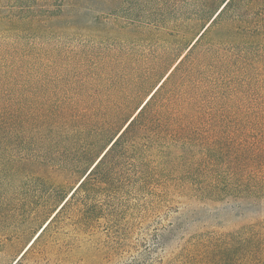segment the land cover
Returning <instances> with one entry per match:
<instances>
[{
  "label": "trees",
  "instance_id": "trees-1",
  "mask_svg": "<svg viewBox=\"0 0 264 264\" xmlns=\"http://www.w3.org/2000/svg\"><path fill=\"white\" fill-rule=\"evenodd\" d=\"M0 143L10 264H264V0H0Z\"/></svg>",
  "mask_w": 264,
  "mask_h": 264
},
{
  "label": "rangeland",
  "instance_id": "rangeland-1",
  "mask_svg": "<svg viewBox=\"0 0 264 264\" xmlns=\"http://www.w3.org/2000/svg\"><path fill=\"white\" fill-rule=\"evenodd\" d=\"M123 14L119 13V17L117 19L123 18ZM79 43L74 42L71 45V61L72 64L75 65L79 62V55L78 53L81 51L79 50ZM88 49V48H87ZM146 51L149 50L148 46L144 48ZM89 50V49H88ZM138 52H140L139 48L137 49ZM144 51V50H142ZM71 64V65H72ZM65 63L63 61H59L54 66L56 67H63ZM50 65H47L46 67H49ZM48 69V68H47ZM49 78L46 76L35 80V83L38 86H41L40 94L44 91L42 88L46 84L49 83ZM145 98V95L139 97L135 101V109L136 107L142 102V100ZM0 148H1V143H0ZM2 161L0 160V163ZM27 182L24 180H19L16 185H18L20 189L19 191V198H21V201L16 199V208L18 209L16 214L12 218L11 224H21L28 216H30L38 207L40 200L44 198L45 196V191H38V188L36 186H30L26 185ZM25 187H27V190L30 191V195L25 198L22 194L25 193ZM42 190V189H39ZM38 191V192H37ZM137 196V195H136ZM154 206L152 205V201L150 199L146 200L145 202H142V200H137L135 202V206L133 208V216L131 217L130 221L127 222L128 226H130L131 230V239L132 243L134 246V250L131 251L130 256L127 258L128 264H135L133 257H135V249L138 248L140 244H143L146 246V249L149 248L151 244V238L150 235L152 234V227H153V222H151V217H152V212L154 210ZM231 221L237 222L238 220L236 218H233ZM126 223V224H127ZM126 226V225H125ZM28 238L23 239L22 241H8L4 237L3 233H0V264H10L11 261L17 257V255L24 249L25 245H27ZM133 252V253H132ZM133 259V260H131Z\"/></svg>",
  "mask_w": 264,
  "mask_h": 264
}]
</instances>
